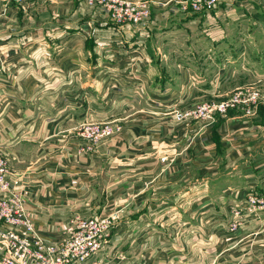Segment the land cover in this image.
<instances>
[{
  "label": "crops",
  "instance_id": "obj_1",
  "mask_svg": "<svg viewBox=\"0 0 264 264\" xmlns=\"http://www.w3.org/2000/svg\"><path fill=\"white\" fill-rule=\"evenodd\" d=\"M144 1L151 20L125 27L88 0L7 7L0 0V148L11 186L50 242L64 237L76 215L117 212L105 249L111 264L264 262V215L236 234L227 229L231 202L249 187L264 189V114L235 109L204 124L173 112L221 95L210 91L218 79H210L209 57L233 36L217 29L259 2L220 0L196 15L184 13L181 0ZM175 15H188L187 25L216 24V31L187 32L188 41L205 44L186 46L181 24L163 29ZM159 35L175 44L177 59L162 46L153 50ZM237 49L230 53L252 51ZM156 52L176 76L164 79ZM101 120H115L120 130L84 148L81 124Z\"/></svg>",
  "mask_w": 264,
  "mask_h": 264
},
{
  "label": "built area",
  "instance_id": "obj_2",
  "mask_svg": "<svg viewBox=\"0 0 264 264\" xmlns=\"http://www.w3.org/2000/svg\"><path fill=\"white\" fill-rule=\"evenodd\" d=\"M33 0H3L24 4ZM90 4L102 6L117 26L146 24L151 17L146 2L138 4L132 0H88ZM220 0H184L182 9L191 8L201 13L212 12ZM183 100H180L182 102ZM264 102V91L247 87L235 91L230 96L197 103L186 110L174 107L179 121L213 123L218 115L227 114L232 109L248 110ZM120 130L112 120L85 122L81 124L80 137L84 148L92 149L101 141L112 137ZM166 160V157L162 158ZM7 160L0 148V264H111L105 252L113 221L117 212L107 216L72 217L67 224L63 238L50 242L39 234L34 225V214L26 208L23 194L10 183ZM251 179L250 183H256ZM222 199H225L224 197ZM264 215V189L249 187L243 199H235L230 206L227 229L236 234L261 221ZM257 264H264L259 262Z\"/></svg>",
  "mask_w": 264,
  "mask_h": 264
},
{
  "label": "rangeland",
  "instance_id": "obj_3",
  "mask_svg": "<svg viewBox=\"0 0 264 264\" xmlns=\"http://www.w3.org/2000/svg\"><path fill=\"white\" fill-rule=\"evenodd\" d=\"M132 1L138 4H143V5L146 2L144 0L142 1L132 0ZM182 1L184 0L180 1L181 5H182ZM30 2H33V1H29L27 3H30ZM258 2L259 3L256 9H252L250 5L243 6V8L239 10V13L245 14L244 16L240 17V19L237 20L236 22L227 21V22L221 23L222 27L217 29V30L225 31L226 36L228 37H229V34H230V37L233 36L226 42V45L225 43L224 45H221V48L223 49H220L219 51H217L216 52L218 53L217 55H214V52H213V54L211 53L209 57L210 59L209 62L214 66L213 68H215V69H211L210 79L212 80L218 79V82L217 81L215 82L217 83V87H212L210 91L215 90V93L221 94V95L220 96L216 95L215 97L211 99L202 100V101H199L198 103H201L203 101H209V100L223 99V98L230 96L235 91L239 89L247 88V87H255V88H259L260 90L264 91V0H258ZM146 3L148 4L149 2H146ZM217 6L218 7H216V9L219 8V3L217 4ZM248 6H249V9L247 10L246 7ZM98 7L102 8V6H98ZM148 8H150L151 10V17L150 19L147 20L146 23H148V21L151 20L152 18L151 6ZM162 9L168 12V10H172L173 8L165 7ZM186 12H190L191 14L196 13V15L201 14V12L193 10L191 6L188 8V10L184 11V13ZM181 14L183 13L181 12ZM175 16H178V17H174L171 20L168 19L167 22L164 23L165 26L163 29H165L166 26H172V24L175 22L176 23L178 22L179 24H181V26L176 29L182 32L184 36L183 38L186 41L185 43L186 46L188 45V43H190V41L191 43H194L195 45L205 44L204 40H202L203 41L202 42L201 39L198 40L197 38L189 39L190 41H188L187 32H189V35H194L195 32L205 33V32H210V31H216V24H212V25L209 24L206 27H204L203 25L201 26V24L192 26V25H187L186 23L187 21H189L187 20L188 15L187 16L186 15H183V16L175 15ZM236 32H240L239 35L243 37L242 41L234 38L236 35ZM204 36L206 37V34H204ZM160 38L161 36L159 35L157 36V38L153 40V48H154L153 50L156 49L155 51H158L157 47L162 46L163 47L162 51L165 52L168 57L172 58V56H174L175 59H177L175 55H172L174 54L173 46L175 44H172L171 46H169L170 43H166V39H160ZM245 45H246V48L248 47L252 48V51L247 50L243 53V55L240 53L235 54V55L230 53V51L234 52L235 49L237 48H239L237 49V51L241 52L242 51L240 50L241 46H245ZM258 49L261 50V52L259 51L260 53H258ZM224 51H226L227 55H225ZM254 52H257V53H254ZM208 56L209 55H207L205 59H208ZM154 58H155V62L158 64V66H160L159 72L163 74L164 79H169L170 77H174L177 75L178 72H176L173 65L170 63L171 61L162 60L161 57H159L158 52L154 54ZM200 58H202V56H200ZM237 62H241V66H239ZM220 64H222L221 66H223L225 70L223 71L218 70ZM188 73L193 74L192 71H189ZM217 88H218V91H217ZM215 93L213 95H215ZM188 108L189 107L182 109V110H186ZM252 108L253 109L251 110L252 111L251 113L248 112V110H243V111L245 112V114H248L250 116H256L257 115L255 114L256 112H258L259 114L261 113L264 114V111H263L264 102L259 103L256 106H253ZM235 109L236 108H232L229 111L235 110ZM229 111L227 112V114L229 113ZM227 114L218 115L216 117V120L213 123H216L220 117L224 118ZM112 121L116 123L115 120H112ZM184 122H188V121H184ZM205 124H211V123H205ZM220 200H223V199H220ZM211 211H214L213 208H210L208 210V213ZM208 218L214 219V217H210V216Z\"/></svg>",
  "mask_w": 264,
  "mask_h": 264
}]
</instances>
